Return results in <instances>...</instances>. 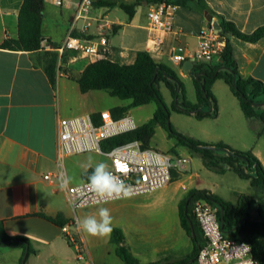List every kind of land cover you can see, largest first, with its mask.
I'll use <instances>...</instances> for the list:
<instances>
[{
  "label": "crops",
  "instance_id": "obj_1",
  "mask_svg": "<svg viewBox=\"0 0 264 264\" xmlns=\"http://www.w3.org/2000/svg\"><path fill=\"white\" fill-rule=\"evenodd\" d=\"M23 2L24 0H0V221H3L10 235L25 236L30 240L34 252L30 254L27 264H125L117 255V244L112 233L107 238H97L76 227L78 217L82 219L87 215H97L101 207L110 210L113 229L123 231L126 245L136 258L129 242V232L125 228L128 225L122 222L124 218L146 214L148 209L158 210L159 206L163 210L161 206L167 203L178 208L180 218L179 204L193 190H207L226 200L219 194V185L211 182L213 174L208 170L204 179L200 173L194 172V165L190 160L189 165L174 171V179L169 185L150 194L134 196L131 199L134 200L133 209H126L127 204L120 201H111L74 211L67 199V188L81 184L85 180V174L91 169L86 167L89 159H80L76 155L59 159L60 120L89 116L95 122L98 120L96 123H100L102 112L111 113L113 108L129 106L131 100L113 97L106 91L81 92L77 78L89 64L101 59L99 57L79 52H67L63 56L58 54L59 69L54 87L43 69L42 52L30 53L1 48L7 39L18 36L19 12ZM205 2L216 20L231 22L245 34H252L264 26V0ZM96 3L89 14L90 19L80 20L75 25L74 36L78 34L77 37L97 39L104 35L108 43V58L120 65L134 64L139 52L145 51L157 63L171 67L182 80L191 77V71H185V63L193 60L198 48L199 33L208 23L206 12L176 6V32L162 33L160 36L164 40L163 45L156 47L150 42L154 34L149 29L148 18L150 10L159 4L155 0H100ZM123 3L138 4L132 18L125 15L114 16L118 8L122 9L120 6ZM74 15L73 0H67L63 7L45 2L44 40L53 46H60L71 30ZM115 26L119 28L115 30ZM223 39L233 46L240 75L244 79H256L264 83V37L257 42H247L228 34ZM178 46L184 48L188 57V61L183 64H175L171 59ZM219 81L222 80L216 81L212 87L219 104V115L216 119L224 115L226 108L221 109V101L216 93L218 88V92L226 100L223 101L224 106L226 102L231 106L230 115L226 118L234 121L238 119L236 104L218 86ZM95 116L98 117L97 120ZM258 122L251 121L254 129L261 127ZM262 137L250 143L245 141V132L241 128L229 126L225 129L205 130L203 135L195 139L211 146L224 143L236 150L252 151L264 166V155L259 150ZM105 157L110 170L111 161ZM92 163L95 164L94 160ZM60 172L65 173L63 178L45 179L48 174L57 175ZM225 173L235 175L232 179L238 189L233 191V204L238 202L241 195H257L251 184L247 187L239 186L243 177L233 171ZM66 179L67 184L64 183ZM260 198L257 197V200ZM151 204L153 205L149 207ZM41 212L50 217L61 214L68 220L66 226L82 245L83 260L78 259L77 248L69 243L63 227L37 216ZM253 218L257 217L253 215ZM183 231L186 233L184 229ZM190 241V251L185 254L183 261L196 264L192 259L194 244L191 239ZM23 256L24 250L21 248H0V264H21Z\"/></svg>",
  "mask_w": 264,
  "mask_h": 264
},
{
  "label": "trees",
  "instance_id": "obj_2",
  "mask_svg": "<svg viewBox=\"0 0 264 264\" xmlns=\"http://www.w3.org/2000/svg\"><path fill=\"white\" fill-rule=\"evenodd\" d=\"M155 1L159 4L167 3L173 6L193 8L203 13L210 12L205 0ZM137 5L123 3L120 7L128 14L129 18H132ZM44 6V0H24L19 12L18 36L14 39H7L1 45V48L30 53L42 52L43 69L51 84L55 87L59 69V56L56 52H44L41 45L44 40ZM217 21L221 26L222 37L230 34L247 42H257L264 37V26L252 34H245L231 22ZM118 28V26L114 27L115 30ZM77 35L75 34V36ZM106 55L105 58L89 64L79 75L77 82L80 85L81 92L106 91L113 97L131 100L129 106L117 107L111 110L114 119L127 115L131 108L151 103L157 104V110L147 123L137 129L105 140L102 143V149L110 151L115 147L133 141H141L145 148H150V142L155 135L156 128L163 126L168 129L170 137L178 139L180 145L189 147L199 153L208 169L217 173L233 171L243 178L242 171L245 170L257 195H241L238 202L233 204L222 200L210 191L193 190L179 204L181 225L194 244L192 259L196 261L199 249L204 245L205 239L193 215L192 204L197 200H204L216 208L217 216L221 225H223L224 234L231 239L250 243L255 260L258 264H264V199L262 198L264 197V166L262 162L252 151L236 150L224 143L215 144L213 146L217 149L210 150L206 147L211 145L175 131L169 122L170 111L159 89L161 83L166 85L174 98L173 108L177 112L193 115L198 120L216 119L219 115V106L212 87L216 81L222 80L239 100L246 119L262 122V129L259 133L261 135L264 130V105L260 107L257 104L264 103V83L256 79H244L240 75L233 46L229 41L226 42L220 64L197 63L190 72L197 95V103L195 104L186 100L181 76L168 65L157 63L148 52H139L136 62L132 65H120L111 61L107 53ZM205 107L208 109L206 110ZM94 118L97 120L98 117L95 116ZM250 171H254L255 176H252ZM90 172L85 174V179H87ZM257 197L261 198L257 200ZM254 203H257L258 209L256 212L259 213V217L249 219L253 217V214H250L248 210ZM186 207L187 215L185 214ZM221 208H223V211ZM37 216L45 218L60 227H65L68 224V220L61 214L50 217L41 212ZM189 220L193 222L196 238L192 237ZM112 234L113 240L117 244V255L125 264H140L126 245L123 231L114 228ZM0 246L21 248L24 250V255L28 248V256L25 260L23 256L21 264H25L30 254L34 252L30 240L25 236L10 235L5 229L3 221H0ZM178 264L189 263L188 260H185Z\"/></svg>",
  "mask_w": 264,
  "mask_h": 264
},
{
  "label": "built area",
  "instance_id": "obj_3",
  "mask_svg": "<svg viewBox=\"0 0 264 264\" xmlns=\"http://www.w3.org/2000/svg\"><path fill=\"white\" fill-rule=\"evenodd\" d=\"M57 7H63L67 0H44ZM100 0H73L74 19L71 30L60 46H53L47 41H42V50L57 52L60 56L67 52H79L93 55L99 58L106 57L107 39L104 35L97 39H87L74 36L75 25L80 20H89L94 4ZM175 7L167 3L154 6L148 13L149 29L154 34L150 42L156 47L163 45L162 33L176 32L174 27ZM213 21L199 33V43L193 55V63L218 65L222 60V53L226 41L217 33ZM175 64H183L188 61L183 47L178 46L171 56ZM134 119L128 114L114 119L110 112L100 114V123H96L91 117H75L61 119L58 128V153L59 159L67 156L83 154L87 152L107 156L111 161V168L115 175H120L131 186L132 196L150 194L160 188L169 185L173 181V170L190 164V159L174 158L154 148H145L141 141H133L110 151L102 149L105 140L137 129ZM127 167V175L119 172V168ZM64 172L57 175L48 174L45 179L52 180L63 178ZM131 196V197H132ZM67 199L74 211L90 206L108 203L100 199L88 187V180L81 184L67 188ZM193 215L200 227L205 239L204 245L199 249L196 264H258L253 255L252 245L248 242L237 241L227 237L217 216V210L204 200H197L192 204ZM70 244L77 248V257L83 260V248L75 234L71 233L68 226L63 227Z\"/></svg>",
  "mask_w": 264,
  "mask_h": 264
},
{
  "label": "rangeland",
  "instance_id": "obj_4",
  "mask_svg": "<svg viewBox=\"0 0 264 264\" xmlns=\"http://www.w3.org/2000/svg\"><path fill=\"white\" fill-rule=\"evenodd\" d=\"M124 15L126 17L128 16L123 9L118 8L114 16L123 17ZM183 83L186 100L192 104L197 103L196 89L192 78L189 77L187 79H183ZM219 85L222 87L221 90H225V92L229 94L231 100H233V102L236 104L238 119H234V121H232L230 118H226L227 115H230L231 106L227 104V102L226 106H224L223 101L226 100L223 98V94L218 92V88H216V93H218V97L221 101V109L223 110L224 107H226L223 111L224 115H222V117L220 116L218 119L205 118L203 120H198L193 115L180 113L174 110V98L166 85L161 83L159 85V89L171 114L169 120L170 124L178 133L184 134L194 139L195 137H200L203 135L205 130L225 129L229 126L241 128L245 132V141H250V143H253L255 140L263 136L260 141L259 150L264 155V130L262 131L261 135H259L262 129V122H258L261 124L259 129H254L252 127L251 121L246 119L244 113L241 110L239 100L231 93L229 86L224 81H219L218 86ZM156 109L157 104L152 103L143 107L131 108L128 112V115L134 119V122L137 126H141L153 117ZM205 109L207 110L208 108L205 107ZM150 145L152 148L163 153H167L174 158L180 157L190 159L194 165V172L200 173V176L204 179L207 176L206 172L209 170V172L213 174L212 176H214L210 178L211 182L218 184L220 187L219 190L221 192H219V194L226 199V202H235V200H232L234 197L233 191L238 189L235 181L232 179L235 178L233 177L235 175L233 173H217L208 169L205 166L201 155L189 147L180 145L176 137L169 136V131L167 128L158 126L156 128L155 135L150 142ZM76 157L85 160H88L89 157H91L95 163L103 161L107 164V158L100 154L83 153L76 155ZM250 174L255 176L254 171H250ZM240 180V187H247L249 184H251V180L248 179V176H244V178H241ZM133 198L134 196L115 201H120L122 204H127L126 209H133L135 208L134 200H131ZM146 203L149 204L150 202ZM143 204H145V202H143ZM152 205L153 204L148 206L150 207ZM161 207H163V210L160 209L159 206L158 210L150 211V209H148L146 214H137L131 218L126 217L124 220H122L124 224L128 225V227L125 226V228L129 232V242L133 251L137 255L136 258L138 262L141 264H178L183 261L185 254L190 251L191 241L186 233H184L180 225V218L177 211L178 208L168 203L166 205H162ZM25 264H27V262Z\"/></svg>",
  "mask_w": 264,
  "mask_h": 264
},
{
  "label": "clouds",
  "instance_id": "obj_5",
  "mask_svg": "<svg viewBox=\"0 0 264 264\" xmlns=\"http://www.w3.org/2000/svg\"><path fill=\"white\" fill-rule=\"evenodd\" d=\"M100 151L99 147L95 149ZM91 169L87 176L88 187L100 199L105 201L127 199L132 196L131 186L125 182V179L120 175H115L109 170L108 165L101 161L95 164L92 163V158L89 157V163L86 166ZM119 172L127 175L129 169L125 166L118 169ZM70 179V178H69ZM68 183V179L64 181ZM113 217L110 210L105 207L99 208L97 215H87L76 219V227L91 237L107 238L113 231ZM248 264H251L249 261Z\"/></svg>",
  "mask_w": 264,
  "mask_h": 264
},
{
  "label": "water",
  "instance_id": "obj_6",
  "mask_svg": "<svg viewBox=\"0 0 264 264\" xmlns=\"http://www.w3.org/2000/svg\"><path fill=\"white\" fill-rule=\"evenodd\" d=\"M205 15H206V20H207L208 23L213 21V15L210 12H206ZM213 25H214L217 33H220L221 32V26H220L219 22L218 21H214ZM193 67H194V63L193 62L189 61V62L185 63V71H192ZM176 102H177V100H176ZM257 105L262 107L264 105V103H260V104H257ZM206 148H208L210 150H216L217 149V147H215V146H208ZM242 174H243V176H248V174L246 173L245 170L242 171ZM188 202H189V200H188ZM257 209H258L257 203H254V204H252V206L249 208L248 211H249L250 214H254V212ZM221 210L223 211V208H221ZM185 214L187 215V207L185 209ZM254 216L259 217V213L256 212L254 214ZM249 219H253V217L249 218ZM189 222H190V226H191V230H192V237L196 238V232H195V229H194L193 222L191 220H189ZM222 227H223V225H222ZM197 245L199 246L198 243H197ZM198 248H200V247H198ZM27 256H28V248L26 249V253L24 255V260L27 258Z\"/></svg>",
  "mask_w": 264,
  "mask_h": 264
},
{
  "label": "flooded vegetation",
  "instance_id": "obj_7",
  "mask_svg": "<svg viewBox=\"0 0 264 264\" xmlns=\"http://www.w3.org/2000/svg\"><path fill=\"white\" fill-rule=\"evenodd\" d=\"M255 213H256V211L254 212V214H255ZM254 214H253V215H254Z\"/></svg>",
  "mask_w": 264,
  "mask_h": 264
}]
</instances>
